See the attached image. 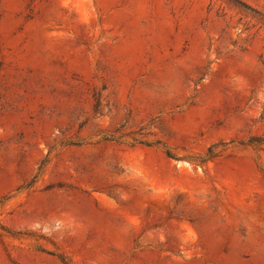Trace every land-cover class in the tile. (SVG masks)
<instances>
[{"label":"rangeland","instance_id":"374dc122","mask_svg":"<svg viewBox=\"0 0 264 264\" xmlns=\"http://www.w3.org/2000/svg\"><path fill=\"white\" fill-rule=\"evenodd\" d=\"M0 264H264V0H0Z\"/></svg>","mask_w":264,"mask_h":264}]
</instances>
